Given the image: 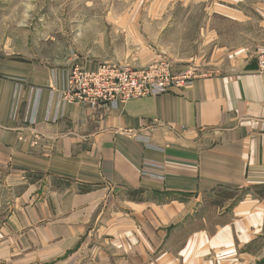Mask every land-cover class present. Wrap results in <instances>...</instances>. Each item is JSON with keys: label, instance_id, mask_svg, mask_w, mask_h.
I'll return each instance as SVG.
<instances>
[{"label": "crops", "instance_id": "0c3cea01", "mask_svg": "<svg viewBox=\"0 0 264 264\" xmlns=\"http://www.w3.org/2000/svg\"><path fill=\"white\" fill-rule=\"evenodd\" d=\"M68 72L0 52V264H264L256 61L95 109Z\"/></svg>", "mask_w": 264, "mask_h": 264}, {"label": "rangeland", "instance_id": "374dc122", "mask_svg": "<svg viewBox=\"0 0 264 264\" xmlns=\"http://www.w3.org/2000/svg\"><path fill=\"white\" fill-rule=\"evenodd\" d=\"M156 3L162 0H0V52L69 68L139 67L164 56L174 71L201 75L255 62L264 51V0H171L163 12ZM4 196L0 216L11 206Z\"/></svg>", "mask_w": 264, "mask_h": 264}, {"label": "built area", "instance_id": "2783aa9c", "mask_svg": "<svg viewBox=\"0 0 264 264\" xmlns=\"http://www.w3.org/2000/svg\"><path fill=\"white\" fill-rule=\"evenodd\" d=\"M256 67L259 73H264V51L257 56ZM198 76L191 67L174 71L164 56L141 67L104 61L89 69L82 62H74L69 68L62 98L67 103L95 109L105 102L183 90Z\"/></svg>", "mask_w": 264, "mask_h": 264}, {"label": "trees", "instance_id": "16d2710c", "mask_svg": "<svg viewBox=\"0 0 264 264\" xmlns=\"http://www.w3.org/2000/svg\"><path fill=\"white\" fill-rule=\"evenodd\" d=\"M52 183H53V185H54V187H55V185H57V183L55 184V181L53 180L52 181ZM58 186V185H57ZM89 188H81L80 190L81 191H86V190H88ZM257 192L259 193V195H264V189H259V190H257ZM235 194L232 192V191H230V192H227V193H225L224 195H223V198H232L233 196H234Z\"/></svg>", "mask_w": 264, "mask_h": 264}]
</instances>
